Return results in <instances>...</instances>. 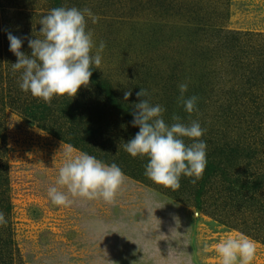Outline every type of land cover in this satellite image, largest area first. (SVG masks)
<instances>
[{
  "label": "rangeland",
  "instance_id": "rangeland-1",
  "mask_svg": "<svg viewBox=\"0 0 264 264\" xmlns=\"http://www.w3.org/2000/svg\"><path fill=\"white\" fill-rule=\"evenodd\" d=\"M56 7L89 8L99 17L95 24L86 18L95 46L106 44L100 68L92 70L116 103L134 112L143 99L136 93L147 89L151 103L165 108L166 124L173 123V114L182 123H200L208 153L238 145L241 152L256 147L264 159V0H0L4 92L8 86L22 91L21 72L12 70L17 57L9 50L8 33L21 38V51L30 55L28 39L42 38L39 22ZM181 83L188 84L185 98H199L191 114L178 104ZM128 90L132 94L125 100ZM22 92L27 100H41ZM40 103H85L104 115L105 133L112 139L105 151L125 178L115 204L82 198H73L68 207L53 204L48 189L57 186L64 150L82 151L8 109L11 213L0 238L8 229L17 264H220L214 246L228 235H246L238 226L251 223L252 216L222 206L234 195L225 191L221 176L212 181L199 212L194 177L182 175L173 191L145 174L141 180L125 172L129 163L140 167L142 158L123 147L139 128L110 106L96 84L82 86L74 98L54 96L50 105ZM251 239L257 248L252 264H264V245Z\"/></svg>",
  "mask_w": 264,
  "mask_h": 264
},
{
  "label": "clouds",
  "instance_id": "clouds-1",
  "mask_svg": "<svg viewBox=\"0 0 264 264\" xmlns=\"http://www.w3.org/2000/svg\"><path fill=\"white\" fill-rule=\"evenodd\" d=\"M86 18L93 24L99 20L89 8H52L39 22L42 38L28 39L30 55L21 51L22 39L8 33L9 50L17 57L12 70L21 72L19 87L22 91L50 105L54 96L74 98L82 86L89 85L93 66L97 69L101 66L106 44L101 41L95 46ZM178 87V104L189 114L196 111L199 98L195 95L185 98L187 83ZM131 94V90L125 91L124 99L128 100ZM136 95L143 98L134 105L132 113V124L138 126L139 131L124 143V150L133 158L148 157L144 174L157 185L176 191L181 186L182 175L194 177L190 182L196 184L207 165V144L200 139L206 130L195 120L182 123L176 114L171 117L173 123L166 124L165 108L151 103L147 89L141 88ZM186 139L191 143H186ZM124 178L116 163L106 164L85 152L74 154L73 148L68 146L56 180L59 187H50L48 196L53 204L64 207L70 206L73 198L102 199L107 204H115ZM7 223L5 214L0 212V226ZM214 248L220 264H252L257 251L255 242L243 233L228 235Z\"/></svg>",
  "mask_w": 264,
  "mask_h": 264
},
{
  "label": "trees",
  "instance_id": "trees-1",
  "mask_svg": "<svg viewBox=\"0 0 264 264\" xmlns=\"http://www.w3.org/2000/svg\"><path fill=\"white\" fill-rule=\"evenodd\" d=\"M4 73L2 66H0V208L2 207V212L7 218L11 213L9 198L10 166L8 162L10 150L7 148V130L4 125V118L8 109L23 114L32 124L46 130L76 149L88 153L106 164L113 162H110L109 152L105 151L109 150L106 147L112 143V139L110 134L105 133L107 123L104 115L101 114L99 117L100 113L95 114L89 105L85 106V103L47 106L35 98L30 101L26 99V95L22 91H16L12 86H8V90L4 92L5 88L2 84L5 82ZM260 75L264 76V73H260ZM262 80L264 81V77ZM90 81L104 92L110 106L116 112H121L132 123L133 111L129 107L116 103L112 91L93 72ZM241 149L242 146L238 147L237 145L235 149L232 147L229 152L223 151L220 154H210L206 150L207 165L203 177L194 184L195 207L199 212L203 210V197L211 190L212 181L217 176H221L220 180L223 187L226 188L225 191L234 195V199L226 197L227 201H223L222 206L224 207L226 204L235 206L238 212L242 211L246 215L252 216L253 221L251 223H247L244 227H238L246 235L264 245V159L260 157L261 153H258L256 147L255 149L250 147L248 151L242 150V152ZM147 163L148 157L140 160V167L136 164V166H132L129 163L125 172L142 180L144 177L142 171L145 170ZM231 164H234V167H231L232 171L228 169ZM239 166H242L241 170ZM227 171L229 172L227 173ZM217 211L220 212L218 209ZM224 223H226L225 225L228 224V222ZM2 227L0 226V230ZM6 231V237L0 238V264H17L19 259L14 249V242L8 229Z\"/></svg>",
  "mask_w": 264,
  "mask_h": 264
}]
</instances>
